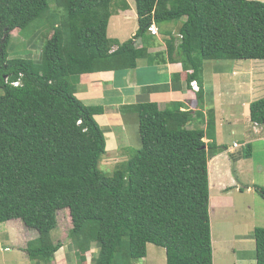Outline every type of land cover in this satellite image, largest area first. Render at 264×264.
Wrapping results in <instances>:
<instances>
[{"label": "trees", "instance_id": "trees-1", "mask_svg": "<svg viewBox=\"0 0 264 264\" xmlns=\"http://www.w3.org/2000/svg\"><path fill=\"white\" fill-rule=\"evenodd\" d=\"M49 1L0 0V224L21 219L37 230L26 251L41 262H51L63 247L53 233L58 214L68 211L81 264L92 244L99 247L92 264H136L149 244L165 249L167 264H214L209 160L212 151L226 148L216 142L215 110H183L182 102L164 109L154 102L132 105L141 147L108 176L100 169L107 139L95 119L103 109L78 99L71 79L136 68L149 54L136 41L145 40L153 24L182 18L180 42L168 39L166 54L192 71L190 84L199 80L202 59L264 60V3L136 0L138 32L121 43L108 36L115 0H57L64 14L53 24L41 63L9 58L15 30L58 18L49 15ZM117 3L130 9L127 0ZM195 118L206 129L189 128ZM251 119L264 125V98L252 102ZM255 190L264 198V188ZM254 237L258 264H264V227Z\"/></svg>", "mask_w": 264, "mask_h": 264}, {"label": "crops", "instance_id": "crops-1", "mask_svg": "<svg viewBox=\"0 0 264 264\" xmlns=\"http://www.w3.org/2000/svg\"><path fill=\"white\" fill-rule=\"evenodd\" d=\"M252 1L264 3V0ZM128 3L130 5L129 1ZM130 10L131 5L128 10L117 9L111 20L113 17L121 18L122 14H128ZM185 21L186 18L167 22L171 23L166 27L164 25V34L167 36L158 40L162 44H151L146 39H138L137 46L145 45L149 54L138 60L136 68L83 74L72 78L71 85L77 98L86 106H101L103 109L95 115L107 139V153L102 162L105 158L109 163L115 164L125 161L128 149L141 147L139 117L132 105L154 102L160 109H164L174 102H182L183 110L207 112L210 107L214 108L216 142L219 146H226L218 152L212 151L209 160L214 264H258L254 237L257 226H251L250 221L253 207L251 204L245 206L243 197L251 191L260 195L254 186L264 188V183L253 179L243 185V180L237 177L235 170L242 174L247 170H255V154L252 152L249 157L244 156L245 148L250 146L251 153V146L264 141V125L253 123L251 119L252 102L264 98V60H247L250 61L248 64H243L244 60L210 61L214 63L212 67L207 66V78L205 75L202 84L197 81L202 92L204 91V102L199 103L198 91L188 82V75L192 71H185L181 63L168 60L166 54L168 39L175 37L176 44L180 42L179 32ZM156 28L159 29L158 34H151L160 36L162 28ZM136 33L137 31L133 32L132 36ZM227 114L232 115L223 116ZM229 121L231 127L228 128L226 124ZM199 123L201 122L195 119L189 124V128L206 129L204 123ZM205 141L210 142L207 138ZM111 153H116V156H110ZM257 169L264 174V166ZM71 222L69 214V228ZM38 237V231L27 227L21 219L1 223L0 251L9 255L4 259L1 255L0 264H31L33 259L26 249ZM150 246L151 244L148 245L147 256L136 264H167L165 249V257H150ZM65 248L63 245L51 262L43 263L36 259L35 263L70 264V261H76L81 264L75 244L71 242L68 251ZM98 253L99 247L92 244L86 253L87 264H92Z\"/></svg>", "mask_w": 264, "mask_h": 264}, {"label": "rangeland", "instance_id": "rangeland-1", "mask_svg": "<svg viewBox=\"0 0 264 264\" xmlns=\"http://www.w3.org/2000/svg\"><path fill=\"white\" fill-rule=\"evenodd\" d=\"M120 0H115L114 4H113V10H115V12H117V2ZM130 2L131 5V10L128 14H122L121 18H117V17H113V19L110 21V25H109V29H108V36L110 39H118V42H126L130 39H132L134 36H132V33L137 31V29H139V22H138V13H137V4H136V0H128ZM50 4V9L48 11L49 15L51 16H57L58 18L51 21H46L41 19H38L36 21H34L33 23H31V25H29L23 32H21L20 30H15L12 33L10 42L8 44V55L9 58L13 59V58H25V59H32L33 61H35L36 64H40L41 63V56H42V48L44 47L45 43L48 41L49 38H51V36L53 35V24L58 23L60 24L61 22V15L64 14V7L60 6V4L58 3L57 0H50L49 1ZM46 13V14H48ZM57 14V15H56ZM126 16H128L126 18ZM49 19V16L47 17ZM174 24V22H172ZM167 24H171V23H167L164 22L161 25V35L160 36H153L151 33H148L145 36V39L147 40V42H150L151 44L154 42V44L159 45L162 44L161 41H158L160 39H163L164 37H166L167 35L164 34V25L165 27L167 26ZM156 28V24H153ZM175 25V24H174ZM160 28V26H158ZM159 30V29H158ZM180 37V36H179ZM33 45H35L36 47H33ZM39 46H41V50L39 48ZM117 47L113 46L112 50H116ZM210 61H215V60H211V59H202V67H201V73L199 76V83L202 84V81H205V75L207 78V74H208V67H212V64L214 62H210ZM239 62V61H238ZM241 62V61H240ZM250 61L244 60L243 64H248ZM207 64V65H206ZM208 66V67H207ZM102 72V71H99ZM4 94V90L0 87V96ZM204 91L202 92V98L200 100L201 103L204 102ZM203 100V101H202ZM214 109L212 107H210L208 110ZM232 114H227V115H223V116H231ZM198 116H202V115H198ZM197 119V118H195ZM198 122H202V120H198ZM199 123V124H201ZM229 123H231L230 121L226 124V126L229 128L231 126H229ZM237 140V139H236ZM252 150L251 153L249 152V148L250 146H246L245 150L246 153L244 154V156H250L252 155V152H254L255 156H254V162L255 165L254 167H256L255 170H247L244 174H242V172L238 173L235 170V173L237 175V177H239V179L243 180V185L246 183H249L250 181H252L253 179L259 181L260 183H264V174L263 172L259 171L257 169V167H263L264 166V141L259 142L257 145L255 144L254 146H251ZM255 147V148H254ZM260 147V148H258ZM139 150V148L137 147H132L130 149H128V152L125 154L127 159H130L133 157V155L136 154V151ZM120 154V152L118 153V155ZM116 156V153L113 155L112 153L110 154V156ZM109 156V155H108ZM107 156V157H108ZM107 158H105V160L100 164V169L103 171V173H105L108 176H111L115 169H116V165L118 163H120V161H118V163H109L108 161H106ZM127 161V160H126ZM257 186V185H255ZM254 186V187H255ZM244 205L247 206L248 204H251L253 207V214L251 216V226H257V227H264V199L258 195L256 192H250L247 193L244 197ZM247 213H250L247 212ZM59 222H58V227L57 229L54 231L53 236L56 238L57 241L62 242L65 245V249L68 251V247L69 245H71L72 238L69 236V230H71V228L73 227V224L71 222V227L69 228V212L68 211H62V213H60L59 215ZM67 217V219H66ZM248 219V218H247ZM67 220H68V224H67ZM256 227V228H257ZM256 241V240H255ZM164 249L160 248L154 244H151L150 249H149V256L153 257L155 255H157L159 258L160 257H165V253H164ZM2 255V258L4 259L6 256L9 255V253H5L4 251H0V256ZM1 261V259H0ZM43 263H47V262H43ZM31 264H36L35 260H32ZM70 264H78V262L74 261H70Z\"/></svg>", "mask_w": 264, "mask_h": 264}, {"label": "built area", "instance_id": "built-area-1", "mask_svg": "<svg viewBox=\"0 0 264 264\" xmlns=\"http://www.w3.org/2000/svg\"><path fill=\"white\" fill-rule=\"evenodd\" d=\"M149 31L153 34V35H157L158 34V29L155 28L154 25H152L150 28H149ZM14 86H21V81H16L13 83ZM192 87L195 89V90H198L199 87L197 85V82H192L191 83Z\"/></svg>", "mask_w": 264, "mask_h": 264}, {"label": "clouds", "instance_id": "clouds-1", "mask_svg": "<svg viewBox=\"0 0 264 264\" xmlns=\"http://www.w3.org/2000/svg\"><path fill=\"white\" fill-rule=\"evenodd\" d=\"M112 51H115V50H112ZM194 82V81H193ZM195 82H197V81H195ZM192 83V82H191ZM197 85H198V83H197ZM192 86V85H191ZM199 87V86H198ZM193 88V87H192ZM194 89V88H193ZM195 90V89H194ZM196 91H200V87H199V89L198 90H196Z\"/></svg>", "mask_w": 264, "mask_h": 264}]
</instances>
